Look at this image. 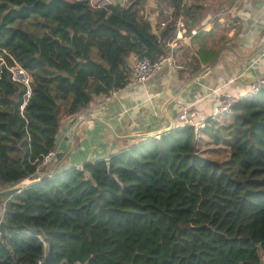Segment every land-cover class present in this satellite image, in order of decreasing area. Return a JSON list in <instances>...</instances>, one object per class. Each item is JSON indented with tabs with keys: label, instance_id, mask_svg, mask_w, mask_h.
Listing matches in <instances>:
<instances>
[{
	"label": "trees",
	"instance_id": "obj_1",
	"mask_svg": "<svg viewBox=\"0 0 264 264\" xmlns=\"http://www.w3.org/2000/svg\"><path fill=\"white\" fill-rule=\"evenodd\" d=\"M155 2L171 9L159 8L161 28L144 0H0V58L31 77L24 98L0 66V264H264V91L201 129L146 136L17 187L54 150L62 114L125 86L130 54L171 53L197 71L167 43L174 21L189 35L202 7Z\"/></svg>",
	"mask_w": 264,
	"mask_h": 264
},
{
	"label": "crops",
	"instance_id": "obj_2",
	"mask_svg": "<svg viewBox=\"0 0 264 264\" xmlns=\"http://www.w3.org/2000/svg\"><path fill=\"white\" fill-rule=\"evenodd\" d=\"M194 1L202 7L198 24L189 26L190 34H183L171 50L191 60L197 71L175 58L179 67L164 64L150 80L125 87L105 103L101 95L92 96L88 108L77 116L62 114L55 156L38 178L106 159L143 137L184 126L176 124L183 110L203 123L215 116L218 94L243 95L251 81L264 76V0ZM102 2L109 1L97 4ZM233 6L237 13L227 12ZM160 7L164 16L163 6L144 0L142 13L154 26L160 22ZM216 54V63L209 68ZM136 59L132 54L127 57L129 73Z\"/></svg>",
	"mask_w": 264,
	"mask_h": 264
},
{
	"label": "built area",
	"instance_id": "obj_3",
	"mask_svg": "<svg viewBox=\"0 0 264 264\" xmlns=\"http://www.w3.org/2000/svg\"><path fill=\"white\" fill-rule=\"evenodd\" d=\"M89 4H93L98 6L97 3H94V1L92 0H88ZM227 12L230 13H237V11H235V7H231V9ZM171 13V9L170 8H165L164 9V16L165 17H169ZM212 21V19H211ZM164 22H159L157 25L161 28L164 24ZM174 35L173 38L170 42L167 43V47L171 50L172 46H175V43L179 40H181L183 38V34H184V26H183V21L180 17H178L175 21H174ZM8 60L10 61V64H7L5 62V60L0 58V66H2L9 74V79L16 83L19 84L21 86H23L25 88L24 91V98H27L29 96V85L31 82V77L28 74V72L23 69L22 67H20L18 65V63L10 56H8ZM164 64H170V65H174L175 64V60L172 57L171 53H169L168 55H162L159 56L156 60H149L146 57H140L137 58L130 70L129 73V78L127 83L125 84V86L121 89H117V90H112L110 91L108 94L106 95H101L102 101L103 103L107 102L109 99L116 97V95L118 94L119 91H121L122 89H124L125 87L134 85L135 83H144L148 80H150L152 77H154L158 71L160 70L161 66ZM264 91V76L262 77H257L255 78L253 81H251L248 85V90L245 94L243 95H231V94H216L217 95V102H216V106H215V116L216 115H221V114H229L231 111V107L239 100L241 99H247V98H251L253 96H255L256 94H258L259 92ZM214 92V91H213ZM192 115L186 113V111H181L180 114L177 117L176 120V124L177 123H181L184 126H189L192 127L194 130L195 129H201L203 127H205V123H199L194 121L191 118ZM214 117V116H212ZM195 138H197V135H195ZM55 156V152L54 150H51L49 152H47L46 154L40 156V159L38 161V164L34 170V176L32 179H28L30 180L29 182H34L38 180L37 174L40 173L41 169L44 168L45 166H47L49 164V162L53 159V157ZM27 180V179H25ZM25 180L20 182L19 185L24 186L25 184ZM5 209V202L1 203V207H0V219H1V215L3 213Z\"/></svg>",
	"mask_w": 264,
	"mask_h": 264
},
{
	"label": "water",
	"instance_id": "obj_4",
	"mask_svg": "<svg viewBox=\"0 0 264 264\" xmlns=\"http://www.w3.org/2000/svg\"><path fill=\"white\" fill-rule=\"evenodd\" d=\"M217 56H218V54H216V55L214 56L213 60L211 61L210 65H209V68H212L213 65L216 63ZM31 183H33V182L27 183V185H29V184H31ZM25 186H26V185H24V186H22V185H18L17 187L22 189V188H24Z\"/></svg>",
	"mask_w": 264,
	"mask_h": 264
},
{
	"label": "rangeland",
	"instance_id": "obj_5",
	"mask_svg": "<svg viewBox=\"0 0 264 264\" xmlns=\"http://www.w3.org/2000/svg\"><path fill=\"white\" fill-rule=\"evenodd\" d=\"M98 1H103V0H94V3H97ZM107 1L110 2L111 0H107ZM208 148H210V147H208ZM209 156H210V157H213V158H216L215 155L212 156V155L209 154ZM29 181H30V180H29ZM28 183H29V182H28ZM2 203H3V202H2ZM0 207H1V204H0Z\"/></svg>",
	"mask_w": 264,
	"mask_h": 264
}]
</instances>
